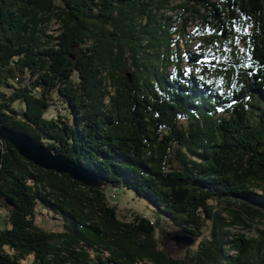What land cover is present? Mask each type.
<instances>
[{"label": "trees", "instance_id": "obj_1", "mask_svg": "<svg viewBox=\"0 0 264 264\" xmlns=\"http://www.w3.org/2000/svg\"><path fill=\"white\" fill-rule=\"evenodd\" d=\"M171 1L0 0V129L104 182L44 170L0 140V264H264V228L231 232L264 221V0H180L203 19L192 36L212 35L187 59L219 66L213 77L169 70L179 30L160 13ZM57 96L71 118L46 117ZM104 186L132 189L180 232L196 239L209 226V236L173 258L149 219H119ZM42 213L61 231L38 226Z\"/></svg>", "mask_w": 264, "mask_h": 264}, {"label": "rangeland", "instance_id": "obj_2", "mask_svg": "<svg viewBox=\"0 0 264 264\" xmlns=\"http://www.w3.org/2000/svg\"><path fill=\"white\" fill-rule=\"evenodd\" d=\"M182 1L173 0L169 8L163 9L160 13V19H165L168 23H173L176 28L179 30L177 35H173L172 39H177V45L173 43V48L178 49L179 59L176 64L170 67L169 70H188L190 69L194 75L201 76H217L220 75L222 70L221 68H215L214 70H202L198 66L191 65L192 63L187 59L188 52H200L202 48L208 47L211 45L209 41L212 39L210 31H207L205 28V33L201 36L195 37L192 36L193 32L197 30V27L201 26L203 19L193 12L191 14L190 10L193 9L191 5H186L185 9L182 6ZM200 14H206L203 10H200ZM190 17V18H189ZM186 18H188L187 23H185ZM164 21V20H163ZM58 24L54 23L50 29H54ZM184 27V28H183ZM183 28V29H182ZM76 81V78H75ZM50 109L48 110L46 117L47 118H71L68 104L64 102V97L57 96L54 98ZM105 192L107 193V204L110 206H117V213L119 219L124 222H132L135 217L141 216L151 221L154 225V238L158 247L165 250L168 255L173 258L183 259L187 254H192L196 252L200 243L208 238L209 236V226L202 230V235L199 238L194 239L193 243L190 245H177L171 238L177 233L185 234L179 231L178 227L175 226L172 221L167 218V216L161 212V210L149 203L145 198H142L137 195L136 191L125 188V187H112L104 186ZM8 210L0 206V230L8 226ZM53 214L42 213L36 216V223L43 229L48 231H61V221L56 220L53 217ZM95 220H98V217H95ZM256 227L264 228V221L260 220L254 223V227L250 229H241L239 227L231 228L232 234L243 233L248 238H257ZM91 259L95 260L96 250L89 249ZM105 255L108 256L110 253L105 252ZM234 252L231 251L230 254ZM33 257H28L24 263H30ZM139 264H155L153 261H141Z\"/></svg>", "mask_w": 264, "mask_h": 264}, {"label": "water", "instance_id": "obj_3", "mask_svg": "<svg viewBox=\"0 0 264 264\" xmlns=\"http://www.w3.org/2000/svg\"><path fill=\"white\" fill-rule=\"evenodd\" d=\"M130 78V74H128ZM0 140L12 144L19 155L44 170L54 171L58 174H67L71 179L85 186L100 187L104 184L102 179L82 164L77 163L64 155H56L46 146L38 143L34 138L22 132H13L7 128L0 129ZM3 153L0 149V163ZM10 205L12 202L7 200ZM177 245H190L195 237L190 234L177 233L171 238Z\"/></svg>", "mask_w": 264, "mask_h": 264}]
</instances>
